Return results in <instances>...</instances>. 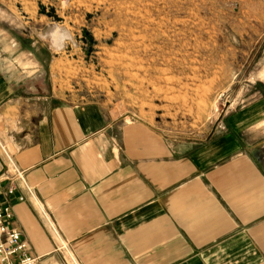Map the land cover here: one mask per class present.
<instances>
[{
  "label": "crops",
  "instance_id": "1",
  "mask_svg": "<svg viewBox=\"0 0 264 264\" xmlns=\"http://www.w3.org/2000/svg\"><path fill=\"white\" fill-rule=\"evenodd\" d=\"M240 1L264 30V0ZM0 24V140L23 176L0 203L35 264H264V81L210 139L175 142L31 91L43 62Z\"/></svg>",
  "mask_w": 264,
  "mask_h": 264
},
{
  "label": "rangeland",
  "instance_id": "2",
  "mask_svg": "<svg viewBox=\"0 0 264 264\" xmlns=\"http://www.w3.org/2000/svg\"><path fill=\"white\" fill-rule=\"evenodd\" d=\"M240 3L0 0V20L43 62L44 84L30 80L31 91L44 86L63 103H99L167 140L199 143L253 103L252 89L264 81V30H254ZM60 32L68 36L58 49ZM7 157L0 140L3 170Z\"/></svg>",
  "mask_w": 264,
  "mask_h": 264
},
{
  "label": "built area",
  "instance_id": "3",
  "mask_svg": "<svg viewBox=\"0 0 264 264\" xmlns=\"http://www.w3.org/2000/svg\"><path fill=\"white\" fill-rule=\"evenodd\" d=\"M7 159L9 165H6V170L0 168V181H11L15 177L23 182L22 172L17 169L11 157ZM16 190L17 187L12 185L7 189V195L14 194ZM22 200L21 196L17 199L19 202ZM13 221L14 214L11 205L0 203V264H35L37 259L28 254L22 233L12 226Z\"/></svg>",
  "mask_w": 264,
  "mask_h": 264
},
{
  "label": "bare ground",
  "instance_id": "4",
  "mask_svg": "<svg viewBox=\"0 0 264 264\" xmlns=\"http://www.w3.org/2000/svg\"><path fill=\"white\" fill-rule=\"evenodd\" d=\"M66 34H62V32H60L59 34L53 36L54 37V41H55V44L58 46V49H59V46H61L63 44V40L66 38ZM63 46V45H62Z\"/></svg>",
  "mask_w": 264,
  "mask_h": 264
}]
</instances>
